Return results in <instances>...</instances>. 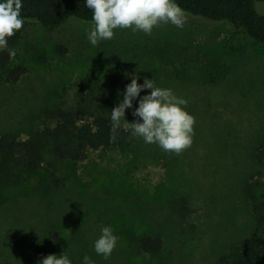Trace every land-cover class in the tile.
<instances>
[{"label":"rangeland","instance_id":"rangeland-1","mask_svg":"<svg viewBox=\"0 0 264 264\" xmlns=\"http://www.w3.org/2000/svg\"><path fill=\"white\" fill-rule=\"evenodd\" d=\"M257 10L264 15V3ZM93 27L77 19L56 29L31 22L17 44L0 49V134L26 139L54 125L44 113L55 109L81 119L111 116L139 75L138 84L154 78L188 101L192 144L179 155L165 152L133 137L122 120L130 132L123 147L68 165L72 176L62 190L20 195L44 183L35 179L11 192L0 206V264H32L35 246L53 228L61 234L55 256L67 251L71 264H84V256L93 264H218L256 229L245 186L264 138V47L231 24L188 13L183 28L167 24L150 35L116 29L96 46L86 35ZM21 65L27 73L7 82ZM138 106L139 97L125 110L128 123L139 119L132 115ZM180 196L190 202L184 220ZM102 227L118 237L107 260L94 250ZM145 236L163 240L161 253L143 250Z\"/></svg>","mask_w":264,"mask_h":264},{"label":"trees","instance_id":"trees-1","mask_svg":"<svg viewBox=\"0 0 264 264\" xmlns=\"http://www.w3.org/2000/svg\"><path fill=\"white\" fill-rule=\"evenodd\" d=\"M22 2L21 15L25 20L22 29L31 22L47 29H56L72 19L92 21V11L85 6L86 0H22ZM175 2L184 13L231 24L236 30L244 31L252 40L264 47V15L257 10V4L264 3V0H175ZM19 39L20 31L8 38V45L17 44ZM26 73L25 66H17L8 73L6 80L16 83ZM104 98L106 102L112 101L109 95ZM44 114L54 122V125L34 131L26 139H21L13 133L0 134V206L11 202L12 191L26 188L24 186L31 184L35 179L44 183L27 188L28 191L19 194L62 190L72 176L64 170L68 165L81 164L93 151L123 147L130 138V132L121 125L116 140L110 142L112 127L110 115L81 119L74 112L64 109L50 110ZM255 161L256 173L246 183L245 197L256 229L248 237L232 245L220 257L218 264H264V138L256 147ZM57 163H61L62 166L57 167ZM50 166L51 170H47ZM177 201L181 203L179 214L184 220L191 210L189 199L180 196ZM172 212L176 213L173 210ZM60 243L61 234L53 228L35 246L32 264H38L48 255H55ZM141 245L146 253L159 254L163 250L164 242L160 237L145 236L141 239Z\"/></svg>","mask_w":264,"mask_h":264},{"label":"clouds","instance_id":"clouds-1","mask_svg":"<svg viewBox=\"0 0 264 264\" xmlns=\"http://www.w3.org/2000/svg\"><path fill=\"white\" fill-rule=\"evenodd\" d=\"M85 6L92 11L94 27L86 35L93 46L100 41L112 40L116 29H131L133 33L142 31L150 35L155 27L171 24L183 28L185 24V13L175 0H86ZM22 8V0L0 2V49L7 48L8 38L24 26ZM16 55L15 48L9 50L10 58L14 59ZM130 78L131 83L126 85L122 101L111 112L110 142L116 140L123 120L124 127L131 130V135L142 138L145 144H157L163 151L177 155L189 148L195 120L185 110L188 101L175 95L170 88L158 87L154 78H145L143 84L137 83L139 75ZM146 89L151 90L150 94L140 97V93ZM138 97L139 106L132 115L139 119L128 123L125 110L131 109ZM117 242L118 237L113 229L102 227L101 235L94 242V250L107 260ZM83 261L84 264H93L89 256H84ZM38 264H71V260L65 251L59 257L48 255Z\"/></svg>","mask_w":264,"mask_h":264}]
</instances>
